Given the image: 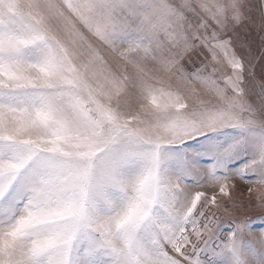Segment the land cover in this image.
<instances>
[{
	"label": "rangeland",
	"instance_id": "1",
	"mask_svg": "<svg viewBox=\"0 0 264 264\" xmlns=\"http://www.w3.org/2000/svg\"><path fill=\"white\" fill-rule=\"evenodd\" d=\"M213 144L264 156V0H0V264H264Z\"/></svg>",
	"mask_w": 264,
	"mask_h": 264
},
{
	"label": "snow or ice",
	"instance_id": "2",
	"mask_svg": "<svg viewBox=\"0 0 264 264\" xmlns=\"http://www.w3.org/2000/svg\"><path fill=\"white\" fill-rule=\"evenodd\" d=\"M217 47L220 49L227 63L232 69H241L242 61L238 56H236L234 50L231 47V40H220L217 42ZM208 158L210 163L208 165V174L212 177H217L219 175H227L230 171H234L242 177L253 173L257 167L264 168V156L261 157L259 161L252 160L247 155L242 153L239 147L225 146L220 148L218 145L213 144L211 147ZM225 191V189H221ZM259 221V230L261 234H264V215L258 218H249L242 222V227L244 230H251L257 227L254 221ZM235 223V222H233ZM236 227H241V225H236ZM235 228L232 226L225 227L220 225L218 231H234Z\"/></svg>",
	"mask_w": 264,
	"mask_h": 264
},
{
	"label": "crops",
	"instance_id": "3",
	"mask_svg": "<svg viewBox=\"0 0 264 264\" xmlns=\"http://www.w3.org/2000/svg\"><path fill=\"white\" fill-rule=\"evenodd\" d=\"M263 263H264V261H263Z\"/></svg>",
	"mask_w": 264,
	"mask_h": 264
}]
</instances>
